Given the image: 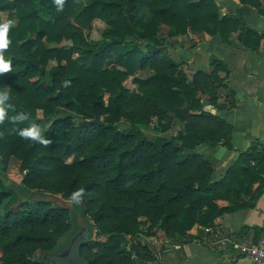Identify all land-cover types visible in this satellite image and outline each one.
<instances>
[{"label":"trees","instance_id":"1","mask_svg":"<svg viewBox=\"0 0 264 264\" xmlns=\"http://www.w3.org/2000/svg\"><path fill=\"white\" fill-rule=\"evenodd\" d=\"M87 1L65 0L58 12L54 0H0V14L14 21L0 50L12 65L0 74V96H8L0 121V264H50L31 257L56 251L72 228L69 211L25 192L79 201L96 232L81 250L86 264H146L155 256L139 237L162 232L176 244L194 226L242 209L254 184L264 186V145L252 144L217 182L209 162L189 153L218 146L230 129L200 112L199 92L216 99L212 75L197 72L188 83L164 53L169 39L188 33L228 43L243 24L240 13L221 16L215 0ZM96 20L107 28L91 42L84 31ZM263 38L250 30L239 35L250 49ZM138 71L150 74L137 78ZM129 78L135 90L124 87ZM175 121L183 132L165 136ZM32 125L38 138L20 135ZM150 125L153 138L142 131ZM12 159L19 183L5 174ZM218 200L230 205L219 208Z\"/></svg>","mask_w":264,"mask_h":264},{"label":"crops","instance_id":"2","mask_svg":"<svg viewBox=\"0 0 264 264\" xmlns=\"http://www.w3.org/2000/svg\"><path fill=\"white\" fill-rule=\"evenodd\" d=\"M215 1L221 16L235 17L239 12L243 20L228 43L207 33H188L169 39L164 51L179 65L188 83L200 72L212 75L218 85L213 102L200 92L197 98L202 106L200 112L222 119L230 129L229 137L218 146L200 144L189 152L209 162L213 182L220 181L252 144L264 145V38L251 49L239 41V35L245 30L264 36V15L260 13L264 12V0H259V8L242 5L239 0ZM164 28L168 29L162 26V34L166 32ZM183 129L184 123L175 121L166 135L176 136ZM251 191V197L243 200L242 209L219 216L210 227L194 226L176 244L169 242L162 232L151 237L142 236L141 242L147 244L155 256L153 263L146 264H253L243 259L238 250L210 246L216 237L253 243L264 237V186L256 183ZM216 204L219 208L230 205L224 200ZM206 228L212 233H205Z\"/></svg>","mask_w":264,"mask_h":264},{"label":"water","instance_id":"3","mask_svg":"<svg viewBox=\"0 0 264 264\" xmlns=\"http://www.w3.org/2000/svg\"><path fill=\"white\" fill-rule=\"evenodd\" d=\"M22 195L32 201L48 202L56 208L69 211L73 222L70 232L65 235L64 243L58 244L54 252L40 253V258L50 264H86L81 256V250L94 240L96 232L92 222L85 216L80 203L43 192H25Z\"/></svg>","mask_w":264,"mask_h":264},{"label":"rangeland","instance_id":"4","mask_svg":"<svg viewBox=\"0 0 264 264\" xmlns=\"http://www.w3.org/2000/svg\"><path fill=\"white\" fill-rule=\"evenodd\" d=\"M83 1V4H87V0H82ZM0 21L3 23V24H5V23H7L8 22V13H2V14H0ZM14 25V21H12V24L11 25H9V26H13ZM107 28V26L103 23V22H101V21H98V20H96V21H94L93 23H92V25L90 26V28L89 29H86L85 31H84V34H85V36H86V38H87V40H89V41H91V42H98L100 39H101V37H102V33H103V31L105 30ZM168 30V29H167ZM167 30H165V28H164V31H166V32H163V37L164 36H166V34H167ZM174 39V38H173ZM173 39H170V40H173ZM68 45V43L67 42H65V43H63L62 44V46H67ZM53 64V63H52ZM149 75V73L147 72V71H138L137 72V75H136V77L137 78H146L147 76ZM133 78H129L128 80H126L124 83H123V85H124V87H126L127 89H129V90H135L136 89V86L133 84ZM107 95L105 96V99H107ZM39 117H41V114H40V112H39ZM154 124V123H153ZM43 125L44 126H47L48 125V123L46 122V121H44L43 122ZM152 127H153V125H150V126H148L146 129H143L142 131L145 133V135L147 136V137H149V138H153V136H154V134H153V131H152ZM174 132H175V130H173V131H171V134L173 133L174 134ZM165 136H167V137H170L168 134L166 135L165 134ZM67 162H71V159H68L67 160ZM5 174H6V176L10 179V181H12V182H16V183H19L20 182V180H21V177H22V174H21V171H20V168H19V163L16 161V160H14V159H12L9 163H8V166H7V168H5ZM73 200H76V199H73ZM77 201V200H76ZM78 203H79V201H77ZM70 222H71V226H73V222H72V219L70 218ZM96 237H94V239H95ZM140 238V242H141V237H139ZM65 239H66V236L65 237H63L61 240H60V242L58 243L59 245H61V244H63L64 243V241H65ZM136 239V238H135ZM128 240V243H127V245H129V243L132 241V239L131 238H127L126 239V241ZM137 240V239H136ZM142 243V242H141ZM143 244V243H142ZM58 245V246H59ZM144 245V244H143ZM145 245H147V244H145ZM127 247H129V246H127ZM0 258H1V251H0ZM31 261H37V262H42V263H45V262H43L41 259H40V252H36V253H34V255L31 257Z\"/></svg>","mask_w":264,"mask_h":264},{"label":"clouds","instance_id":"5","mask_svg":"<svg viewBox=\"0 0 264 264\" xmlns=\"http://www.w3.org/2000/svg\"><path fill=\"white\" fill-rule=\"evenodd\" d=\"M56 10L58 12L63 11L64 5H65V0H54ZM12 24V21H8L7 23L3 24L0 26V50L6 49L8 47L9 41L7 40L6 33L8 30L9 25ZM12 71V65H11V60H6L4 58L3 52L0 51V74H3L5 72H10ZM64 83H67L65 81ZM8 99L7 94H4L3 96H0V121L5 120L6 118V108L3 105V102ZM19 119H24L25 117L21 116L18 117ZM20 135L23 137H29L32 140H35L39 136V130L32 125L30 128H27L23 131L20 132ZM44 143H48V141H44ZM75 195H79V192H77Z\"/></svg>","mask_w":264,"mask_h":264},{"label":"built area","instance_id":"6","mask_svg":"<svg viewBox=\"0 0 264 264\" xmlns=\"http://www.w3.org/2000/svg\"><path fill=\"white\" fill-rule=\"evenodd\" d=\"M204 232L212 233V230L206 228ZM210 246L235 249L239 251L243 259L249 260L253 264H264V237L255 243L251 241H239L226 236L216 237Z\"/></svg>","mask_w":264,"mask_h":264}]
</instances>
